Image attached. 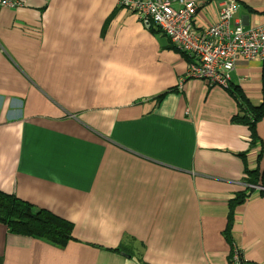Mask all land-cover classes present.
Returning <instances> with one entry per match:
<instances>
[{"label": "crops", "instance_id": "obj_1", "mask_svg": "<svg viewBox=\"0 0 264 264\" xmlns=\"http://www.w3.org/2000/svg\"><path fill=\"white\" fill-rule=\"evenodd\" d=\"M192 1L199 27L223 3ZM25 2L0 7V191L73 229L53 244L0 221V264H228L233 247L264 264V187L235 154L262 171L264 117L250 149L228 89L178 88L190 59L116 0ZM238 2L233 24H264V0ZM261 69L239 56L230 72L253 105Z\"/></svg>", "mask_w": 264, "mask_h": 264}, {"label": "built area", "instance_id": "obj_2", "mask_svg": "<svg viewBox=\"0 0 264 264\" xmlns=\"http://www.w3.org/2000/svg\"><path fill=\"white\" fill-rule=\"evenodd\" d=\"M132 12L145 28L154 22L172 42L174 48L190 59L185 77L204 80L209 86L227 89L230 72L237 57L262 63L264 61V24L243 27L232 23L238 0H223L213 23L199 27L195 23L198 5L192 0H116ZM180 4L173 7V2ZM25 0H0L5 9H21ZM247 76L240 77L245 80ZM260 188V187H259ZM239 247H233L228 264H242Z\"/></svg>", "mask_w": 264, "mask_h": 264}, {"label": "trees", "instance_id": "obj_3", "mask_svg": "<svg viewBox=\"0 0 264 264\" xmlns=\"http://www.w3.org/2000/svg\"><path fill=\"white\" fill-rule=\"evenodd\" d=\"M148 30L162 32L169 40V37L160 30L154 22H150ZM173 46V45H172ZM174 47V46H173ZM261 94L262 101L258 105H253L238 85L231 83L228 91L237 103L239 112L233 116L232 122L246 125L250 131L249 148H254L259 141L255 130V124L264 117V61L261 69ZM246 151L235 153L243 160V171L246 174L244 181L249 185L264 187V168L259 172L258 168L250 169L246 162ZM246 197V191H238L233 200L229 202V225L232 219L233 208L242 203ZM0 221L3 222L8 230L16 235L34 236L45 242L53 244H63L71 239L73 225L71 222L54 215L44 208H38L29 202L19 199L13 194H7L0 191ZM229 233V230H227ZM227 233V235H228ZM119 250V248H113Z\"/></svg>", "mask_w": 264, "mask_h": 264}, {"label": "clouds", "instance_id": "obj_4", "mask_svg": "<svg viewBox=\"0 0 264 264\" xmlns=\"http://www.w3.org/2000/svg\"><path fill=\"white\" fill-rule=\"evenodd\" d=\"M26 1V0H25ZM26 3V2H25ZM25 6V5H24ZM1 7V6H0ZM2 8V7H1ZM5 9V8H4ZM22 9V8H21ZM21 9H17V10H15V9H9V10H15V11H18V10H21ZM230 84H231V75H230V80H229V86H230ZM237 85V84H236ZM213 86H216V85H213ZM229 86H228V88H229ZM239 86V85H238ZM220 87V86H219ZM240 87V86H239ZM222 88V87H221ZM227 88V89H228ZM241 88V87H240ZM262 101V100H261Z\"/></svg>", "mask_w": 264, "mask_h": 264}, {"label": "rangeland", "instance_id": "obj_5", "mask_svg": "<svg viewBox=\"0 0 264 264\" xmlns=\"http://www.w3.org/2000/svg\"><path fill=\"white\" fill-rule=\"evenodd\" d=\"M175 2H176V1H174V2H173V4H176ZM173 7H174V8H177V7H176V6H174V5H173Z\"/></svg>", "mask_w": 264, "mask_h": 264}, {"label": "flooded vegetation", "instance_id": "obj_6", "mask_svg": "<svg viewBox=\"0 0 264 264\" xmlns=\"http://www.w3.org/2000/svg\"><path fill=\"white\" fill-rule=\"evenodd\" d=\"M257 185H258V184H257ZM258 187L263 188V186H258Z\"/></svg>", "mask_w": 264, "mask_h": 264}]
</instances>
